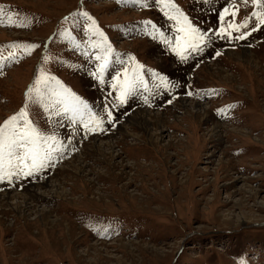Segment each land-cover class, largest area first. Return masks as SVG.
<instances>
[{"label": "rangeland", "instance_id": "374dc122", "mask_svg": "<svg viewBox=\"0 0 264 264\" xmlns=\"http://www.w3.org/2000/svg\"><path fill=\"white\" fill-rule=\"evenodd\" d=\"M141 2L0 0V123L25 106V93L41 71L54 75L80 98L95 100L99 95L86 68L88 61L98 63L103 50L75 54L80 47L92 48L90 38L99 40L91 30L85 32V24L91 22L75 15L82 12L89 13L107 37L113 49L108 61L114 58L121 78L124 68L132 74L135 61L129 57H134L141 68L156 70L179 85L176 92L184 89L195 68V97H205L207 89L213 94L210 103L185 99L150 111L152 142L130 116L117 128L116 138L91 140L48 179L50 183L39 185L37 191L50 197L30 201L22 218L1 193L0 264H264V25L257 28L252 16L259 4L241 0L246 4L235 7L239 3L234 0H173L186 15L195 16L192 22L205 32L218 27L219 10L225 6L230 12L235 7V23L248 20L247 28H241V33L249 32L243 39L207 33L203 50L185 53L189 58L181 61L162 40L163 55L159 45L139 34L152 35L151 25L144 21L160 25L168 20L154 0H147L148 7ZM135 7L141 11L131 9ZM28 44L37 47L26 51ZM214 52L220 54L213 60ZM129 104L126 100L121 111L116 106L121 116ZM185 104L204 105L206 110L198 112L206 111L204 121L189 117L193 107L187 106V113ZM223 106L234 108L226 122L213 115ZM27 111L43 133L55 135L66 148L76 146L80 131L64 130L55 114L49 116L39 103L29 101ZM103 119L106 129L109 121ZM159 129L164 139L157 144ZM95 143L117 158L105 161ZM76 162L83 165L77 175L71 168ZM52 184L68 192L64 199L50 192ZM38 209L50 211L53 223L56 216L65 218L80 230L71 226L68 234L65 224L45 226Z\"/></svg>", "mask_w": 264, "mask_h": 264}, {"label": "snow or ice", "instance_id": "6c2138e0", "mask_svg": "<svg viewBox=\"0 0 264 264\" xmlns=\"http://www.w3.org/2000/svg\"><path fill=\"white\" fill-rule=\"evenodd\" d=\"M156 6L172 21V30L174 35H167L164 31H159L157 26L151 21L143 23L151 25L152 35L159 34L162 42L176 52L181 61H186L189 56L185 53H199L203 50V46L209 41L207 33L215 32L218 38L243 39L249 32L241 33V28H247L248 20L241 23H235L236 9L232 6V11H229V6H225L219 10L215 29L209 28L207 32L197 27L189 17L177 6L173 0H154ZM207 2V0H205ZM253 5L259 4L260 10L254 11L252 16L255 17L259 28L264 25V0H252ZM141 6L148 7L147 0H142ZM2 8V6H0ZM90 21V24H85V32L91 30L94 36L99 37V40L93 42L91 38L89 43L92 48L100 47L104 55L97 56L98 61H103L97 64L96 75L103 84V72L108 64L109 56L113 49L108 42L105 34L99 29L96 21L87 12L77 13ZM11 17V14H9ZM230 17V20L227 19ZM233 32L240 33L233 36ZM79 46V45H77ZM37 47L35 44H28L25 50H31ZM217 55L220 53L217 52ZM44 59H48L47 56ZM134 61V57H129ZM140 65L133 68L132 74H129L127 68L123 69L124 75L121 78L120 73L112 76L113 83L111 87L115 90L114 106L123 105L126 99L131 95L137 86V83H143L142 77L137 69ZM151 71V70H150ZM155 75V73H153ZM161 81L166 82V77L161 75ZM188 92L187 95H191ZM25 106L19 111L0 123V180H8L11 182L13 177H28L33 176L37 172H41L48 167H54V156H63L61 148H65L63 143L57 139L55 135H47L43 133L35 123L29 118L27 111L28 102L39 103L49 116L55 114L57 116L64 115L69 117V126L79 125L87 134L103 130L104 119L103 115H96L91 108L69 88L65 87L54 75L41 71L35 77V83L29 86L25 93ZM147 103V98L145 97ZM169 103L171 101H168ZM105 112L109 122L113 120V114L109 110L108 105L105 106ZM114 126V125H113ZM67 139L71 140V137ZM65 150H68L65 148ZM74 150V148H73Z\"/></svg>", "mask_w": 264, "mask_h": 264}, {"label": "bare ground", "instance_id": "6f19581e", "mask_svg": "<svg viewBox=\"0 0 264 264\" xmlns=\"http://www.w3.org/2000/svg\"><path fill=\"white\" fill-rule=\"evenodd\" d=\"M2 32V31H1ZM248 56V55H247ZM245 58V57H244ZM250 58V57H249ZM248 62V61H247ZM250 66V65H249ZM230 77V76H229ZM227 78V77H226ZM229 79V78H228ZM185 100V99H184ZM187 106H191V107H193V112H190V114H188V116L189 117H192V115L194 116V117H196L197 119H198V121L199 122H201V120L202 121H204V119H205V117H206V115H207V113H206V111H204V112H202V115H200L198 112H199V108H201V109H203V110H206L205 108H204V105H201V104H195V105H189V104H185V112H187L188 113V111H186V110H188V108H187ZM137 112V114H136V116H134V117H132L133 115H134V113H133V115H129L130 116V119L131 120H134L137 124H139L140 125V127L142 128V129H145L144 131H146L147 133H148V136H149V141H153L154 140V135H152V133L150 132V127L154 124V122L153 121H151V118L149 117L150 116V111L149 110H147V109H143V108H140L139 109V111H136ZM135 112V113H136ZM155 115V114H154ZM187 116V117H188ZM129 119V118H128ZM196 119V120H197ZM195 120V119H194ZM133 121V122H134ZM128 122V121H127ZM161 123H159V125H160ZM200 124V123H199ZM198 124V125H199ZM197 125V124H196ZM120 126V125H119ZM119 130V129H118ZM160 130V129H159ZM164 131H163V129H161L160 130V134H158V136L155 138V142L157 143V144H159L163 139H164V136H163V133ZM135 137V136H134ZM95 141H98L97 139H94ZM94 141V142H95ZM169 144V143H168ZM100 146H102V144H98V143H95V151H97L98 152V155H100V157H103L104 159H105V161H106V159L107 160H110L111 162L113 161V160H115L117 157L116 156H118V155H113V153H112V150L110 149V151L111 152H108L107 154L103 151V150H101V148H100ZM208 156V155H207ZM119 158V157H118ZM65 165H66V163H65ZM72 165H74V164H70L69 165V167L70 166H72ZM68 166V165H67ZM72 168V170L74 171V174H80L81 173V171H82V168H83V165H80L79 163H77L76 162V164L73 166V167H71ZM84 170V169H83ZM76 175L74 176L73 175V179H75V181H77V179L78 178H76ZM49 179V178H48ZM46 180V181H42V183L40 182V183H34V184H30V185H25L26 187H24V190H22V192L21 193H19L18 191L16 192V190H7L6 192H4V193H2V194H5V195H3V196H5V199L7 198V200H9L10 201V204H9V206L11 205V208H12V210H14L15 212H16V214H20V216H21V218L22 217H24V214H26L27 213V210L31 207V205H30V203L31 202H33L32 200H37V201H40V200H44V199H46V198H48V197H50V196H48V195H44V194H40V192L39 191H37V188L39 187V185H41V184H48V183H50V180ZM58 185V184H57ZM53 186L55 187V189L53 188ZM51 189V191L50 192H52V193H55V195H56V197H59V198H63L64 199V196L66 197V194L68 193V192H66V190L64 189V188H59V187H57V186H55V185H50L49 186ZM39 190V189H38ZM99 190V189H98ZM40 195H39V194ZM2 194H0V195H2ZM100 194V193H99ZM257 194H258V192H257ZM54 195V194H53ZM134 196V195H133ZM21 199V201L22 202H20L19 200ZM142 199V198H141ZM31 201V202H30ZM51 202V201H50ZM36 208H38V207H36ZM140 211H147V212H151L150 210H140ZM0 212H1V209H0ZM38 212H39V216L40 217H42L43 218V221H44V223H43V225H49V224H53V227L54 226H56L55 225V223L57 224V226H61L62 224H65V227L67 228V231L69 230V233L68 234H70V231H71V226H74V225H72V223L71 222H69V220L67 221V220H65V218L64 219H61L60 217H55V219H54V223H53V221H51V220H49L51 217H53V216H51L50 214H51V212L50 211H48V210H46V209H38ZM41 212V213H40ZM47 213H49V217H46L45 218V216H46V214ZM37 218L36 219H38L39 217H38V215L36 216ZM45 219V220H44ZM39 220V219H38ZM57 222H59V223H57ZM62 223V224H61ZM61 224V225H60ZM50 227V226H49ZM75 227V226H74ZM76 229H78L77 228V225H76V227H75ZM52 229V228H51ZM51 229H48V230H51ZM54 230H55V228H54ZM63 230V229H62ZM78 230H80V228L78 229ZM80 232V231H79ZM65 233V232H64ZM80 233H82V232H80ZM67 237V236H66ZM16 242V241H15ZM14 242V243H15ZM140 242H138V244H139ZM15 245V244H14ZM126 246H128V245H130L131 246V243L129 244V243H126L125 244ZM22 256V255H21ZM25 258V257H24Z\"/></svg>", "mask_w": 264, "mask_h": 264}]
</instances>
